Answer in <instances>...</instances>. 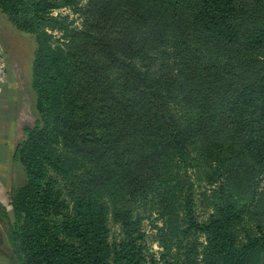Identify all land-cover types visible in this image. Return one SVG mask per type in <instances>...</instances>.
Segmentation results:
<instances>
[{"label": "trees", "instance_id": "1", "mask_svg": "<svg viewBox=\"0 0 264 264\" xmlns=\"http://www.w3.org/2000/svg\"><path fill=\"white\" fill-rule=\"evenodd\" d=\"M63 1L65 6L77 0ZM60 6L56 0H0V14L13 29L35 36L37 45L32 70L37 114L30 122L20 114L11 153L24 179L12 178L11 214L0 204V250L10 264H260L263 228L258 225L257 235L246 233L244 238L237 230L256 197L264 200V193H259L264 182V73L236 96L212 105L214 115L191 130L165 122L157 127L165 141L150 144L143 135L148 123L139 114L155 97L148 93L152 88L147 85L141 93L144 101L135 104L132 115L111 100L110 123L85 119L86 107L79 106L85 91L82 81L95 78L96 88L107 102L105 70L98 65L76 69L65 51L50 46L45 25L59 24L50 15ZM80 11L86 29L75 41L93 46L110 67L127 73L134 61L164 46L169 32L215 54L264 57V0H94ZM0 33L3 35L1 29ZM67 99L77 123L60 121L52 129L54 115ZM199 133L209 137L219 154L231 142L241 140L253 166L241 155H232L230 169H217L216 177L223 181L224 174H230L240 186L256 185L251 203L240 207L226 196L222 184L215 212L199 223L192 216L189 194L178 235L182 242L191 233L203 236L206 245L202 253L197 243L185 247L182 259L157 258L151 253L144 217L130 209L114 210L113 220L121 232L118 238H111L108 211L97 195L115 187L128 204L160 200L164 161L172 153L179 162L189 163V145ZM60 135L79 153L100 151L93 170L74 175L80 171L81 161L67 151L68 146L59 147ZM115 142L126 144L121 154L106 149ZM60 177L69 179L64 187ZM155 229L167 235L163 229ZM172 236H177L176 231Z\"/></svg>", "mask_w": 264, "mask_h": 264}, {"label": "rangeland", "instance_id": "2", "mask_svg": "<svg viewBox=\"0 0 264 264\" xmlns=\"http://www.w3.org/2000/svg\"><path fill=\"white\" fill-rule=\"evenodd\" d=\"M56 1L61 6L54 9L50 16L58 19L59 24L49 22L45 25L50 46L65 51L76 69L98 65L105 70L103 76L107 102L104 101L103 95L99 94L95 78L87 77L82 81L85 91L79 106L86 107L85 119L96 118L110 123L113 120L109 103L111 100L117 102L128 115H132L135 104L144 101L141 93L144 91V85H147L152 88L148 93L155 97L144 109L139 110V114L148 123L143 135L150 144L165 141L164 136L157 134V127L165 122L173 123L183 131L191 130L197 127L201 120L214 115L212 105H216L219 100L225 102L236 96L246 84L255 81L264 73V57L260 55L228 57L215 54L173 32L167 35L164 46L148 54L145 59L134 61L128 70L130 73L114 69L93 46L80 40L75 41L86 29L80 9L94 0H77L65 6H62L63 0ZM0 29L4 38L0 39V66L3 65L6 83L13 78L18 91L17 124L21 113L30 122L37 114V94L32 88L36 37L13 29L7 18L0 19ZM68 100L59 114L54 115L56 118L51 122L52 129H56L60 121L77 123L68 107ZM57 118L59 120L55 122ZM139 124H142L141 121ZM60 138L59 147L68 146L67 151L81 161L80 171L74 172V175H85L94 169V159L100 151L79 153L67 137L60 135ZM126 147L122 142H115L106 149L110 148L121 154ZM189 154L190 161L187 164L179 162L177 156L172 153L164 161V177L160 184L163 198L160 200L154 199L150 202L149 198L145 203L128 204L120 189L118 191L115 187H108L97 195L108 211L107 226L111 238H118L121 232L120 226L113 220L114 210L130 209L134 215L144 217L143 229L147 234L151 253L157 258L164 255L166 258L182 259L185 247L197 243L199 253H202L206 245L203 236L191 233L182 242V236L178 235L182 230L178 228L183 227V207L189 194L192 216L199 223L207 221L215 212L218 191L222 184L226 196L230 195L240 207L251 203L256 185L240 186L230 174H224L223 181L216 177L217 169H230L228 160L232 155H241L253 166L241 140L231 142L219 154L212 148L207 135L195 134L189 145ZM15 172L18 179L23 181L21 169L18 168ZM59 179L63 187L64 183L69 182V179ZM259 189V193H264V182ZM5 205L11 207L10 199L5 201ZM258 225L264 230V200L256 197L253 206L245 215L243 226L237 232L243 238L246 233L257 235ZM155 227L163 229L167 235L158 233ZM173 230L177 236H172ZM161 241L165 243L161 244ZM258 263L264 264V251L259 254ZM0 264H10L8 256L2 250Z\"/></svg>", "mask_w": 264, "mask_h": 264}, {"label": "crops", "instance_id": "3", "mask_svg": "<svg viewBox=\"0 0 264 264\" xmlns=\"http://www.w3.org/2000/svg\"><path fill=\"white\" fill-rule=\"evenodd\" d=\"M3 18L6 17L0 14V19ZM0 39H2L1 33ZM17 102L18 91L13 78L8 83L0 84V204L6 207L10 214L12 208L5 205V201L10 199L9 190L12 178L18 177L15 172L18 167L13 164L11 159L17 133Z\"/></svg>", "mask_w": 264, "mask_h": 264}, {"label": "built area", "instance_id": "4", "mask_svg": "<svg viewBox=\"0 0 264 264\" xmlns=\"http://www.w3.org/2000/svg\"><path fill=\"white\" fill-rule=\"evenodd\" d=\"M3 65L2 66H0V82L2 83V84H5L6 83V81H5V76H4V74H3Z\"/></svg>", "mask_w": 264, "mask_h": 264}]
</instances>
